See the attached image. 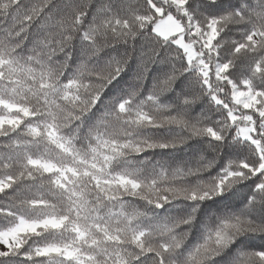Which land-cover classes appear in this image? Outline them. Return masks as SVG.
Returning <instances> with one entry per match:
<instances>
[{"label": "snow or ice", "instance_id": "1", "mask_svg": "<svg viewBox=\"0 0 264 264\" xmlns=\"http://www.w3.org/2000/svg\"><path fill=\"white\" fill-rule=\"evenodd\" d=\"M0 264H264V0H0Z\"/></svg>", "mask_w": 264, "mask_h": 264}, {"label": "trees", "instance_id": "2", "mask_svg": "<svg viewBox=\"0 0 264 264\" xmlns=\"http://www.w3.org/2000/svg\"><path fill=\"white\" fill-rule=\"evenodd\" d=\"M252 243H253L254 245H258V244L260 243V241H259L258 239H257V240H253Z\"/></svg>", "mask_w": 264, "mask_h": 264}]
</instances>
